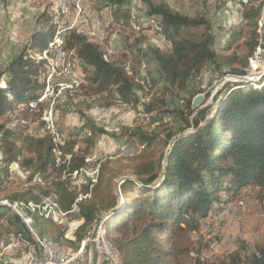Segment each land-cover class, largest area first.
<instances>
[{
    "label": "trees",
    "instance_id": "obj_1",
    "mask_svg": "<svg viewBox=\"0 0 264 264\" xmlns=\"http://www.w3.org/2000/svg\"><path fill=\"white\" fill-rule=\"evenodd\" d=\"M99 1L112 8L113 17L127 12L124 6L128 0ZM145 3L146 24L169 44L165 50L158 47L151 50L161 78L141 73L130 63L126 67L119 59H108L99 43L74 31H69L63 41L61 67L69 66L70 61L73 63L75 59L70 56H74L84 67L83 79L94 93L106 91L128 106L139 105L141 93L145 94L146 88L154 89L162 80L163 96L178 92L189 94L185 100L189 113L194 110L192 99L199 92L192 81L206 66L211 65L217 72L227 67L229 70L224 68L223 73H246L248 58L259 46L256 19L260 6L243 5V22L230 30L217 51L213 46V25L204 14H181L170 9L164 1L145 0ZM52 19L53 16L44 10L36 20L41 26L28 36L20 52L5 68L0 69V193L7 189L11 166H19L26 183L5 194L3 199L30 218L39 235L50 236L59 244L74 249L72 244L77 242L79 246L87 239L95 219L114 206V180L120 175L128 176L118 180L117 189L122 194L120 209L104 221L106 234L118 248L121 261L124 264H187L183 256L189 254L188 246L176 248L172 241L199 231L201 220L238 198L244 189L257 188L259 197L264 192V78L257 87L251 83H237V88L217 101L212 116L206 120L210 107L199 109L192 122L183 118L187 127L193 126L192 130L180 128L167 133L164 169L158 182L151 187L146 186L156 180L160 170L159 158L154 152L158 134L145 131L139 125L126 128L121 134L122 144L131 147L122 151L123 156L129 154L126 162L117 167L112 160L98 158L99 162L103 161L93 165L95 183L91 192L83 197L87 180L76 181V178L88 161V152L96 136L103 130L91 120L83 121V130L76 135L80 133L78 137H81L87 133L82 141L84 146L73 151L77 139H70L68 132L59 126L65 142L47 133L34 134L27 128L28 124L20 123V118L32 115L30 103L51 87L48 76L54 71L51 49L56 29ZM241 38L247 50L244 55L235 51ZM230 50V54H223ZM237 63L244 68H234ZM43 66L45 71L39 78ZM81 82L74 87L79 88ZM44 101H47L45 105L54 103V100L43 99L39 102L40 108ZM159 101L163 103V99ZM154 105L151 100L143 110L149 111ZM55 115L58 125L57 111ZM15 118L17 125L8 127ZM134 147L137 151L131 154ZM1 200L0 240L2 235L6 237L2 239L14 236L29 254L34 249L32 238L19 216ZM57 214L64 220L58 219ZM69 215L79 221L67 239L64 222ZM113 231L116 232L114 236ZM94 261L98 263L96 256ZM193 264L236 263L233 258L230 262L213 263L197 256ZM250 264H264V247L252 255Z\"/></svg>",
    "mask_w": 264,
    "mask_h": 264
},
{
    "label": "rangeland",
    "instance_id": "obj_2",
    "mask_svg": "<svg viewBox=\"0 0 264 264\" xmlns=\"http://www.w3.org/2000/svg\"><path fill=\"white\" fill-rule=\"evenodd\" d=\"M69 1L70 8L72 9L74 0ZM150 1L155 3L164 1L170 9L181 14L190 16L204 14L213 25L215 36L213 46L217 51L223 45L230 30L240 24V22H243V5L246 7L249 4L260 6L256 19L259 46L256 48L253 56L248 58L247 70L243 75L223 73L224 68L227 71L229 70L227 67H223L221 71L217 72L211 65L206 66L198 78L192 81L195 89L199 91L197 94L202 95V100L195 108L191 105V108L194 109L191 113L188 112L185 104V100L189 97V94L178 92L177 94L167 93L163 96L162 80L159 81L154 89L149 90L146 88L145 94L144 92L141 93L139 105L135 106H128L120 102V100H115L113 95L106 91L94 93L83 79L84 67L81 62L71 55L70 59H75L72 63L68 57L70 61L69 68L60 66L53 73L52 84L45 94V100H49L48 102L54 100V103L50 102L47 105L54 106L55 104L59 128L66 130L70 139L76 138L79 147L84 146L82 141L87 134L85 133L81 137H78L80 133L76 135V132L83 130L81 129L83 121L86 119L91 120L96 126L100 127L103 131L96 136L95 143L90 148L88 156L92 153L94 156V153L99 152L101 158H105L103 160H112L117 167L124 164L126 162L125 157L129 155L123 156L125 154H122V151L114 154L116 148L122 145L123 137L121 134L126 128L139 125L145 131L156 132L158 134V145L155 146L154 152L156 157L159 158L161 167L163 160L161 157L166 153L168 148L165 144L166 134L177 132L180 128H185L183 131L193 129L192 125L186 126L183 118L187 117L192 122L196 116V112L204 107L211 108L207 111L205 120L211 117L214 109L217 107V101L226 92L237 88V83H242L237 82L235 79L253 75L252 64L255 67L253 69H257L256 71H259V73L254 78L257 80L250 83L254 87H257V83L264 78V76H261L264 73V54L262 55L264 48V0H247L242 4L241 0ZM55 2L56 0H0V69L5 68L10 60L20 52L28 36L41 26L40 22L43 17L40 18L39 23L36 20L44 10H47L49 15L53 16L52 20L55 23V27H57L59 15ZM83 3L85 16H92L97 13L103 17H113L112 8L103 6L99 0H83ZM124 8L127 9V12L118 13L113 17V23L105 29L102 38L98 31L94 32V36L87 38L99 43L108 59H119L126 67L130 63L133 68L140 70L141 73H148L161 78L162 74L151 50L153 47L165 50L169 44L161 34H158L154 28L146 24L145 20L148 15L145 0H128ZM248 30L250 29L247 27L246 32ZM231 51H226L223 54H230ZM235 51L240 53V55L247 53L246 47L243 44V38L237 43ZM67 54L69 56L71 53L68 52ZM44 68L43 66L39 70V78H41L42 73L45 71ZM234 68L242 70L244 67L237 63L234 65ZM66 69L71 70L70 75L74 78L77 76L81 78L82 82L79 88L76 89L74 87V84L77 83L75 80H66V85L61 86L60 83ZM160 99H163V103L159 101ZM151 100L156 105L151 107L149 111H144L143 107ZM46 102H43L41 108L44 107ZM41 108L39 107L38 110L32 112V115L27 117V119L20 118V123L22 125L28 124L27 128L29 129L39 127L43 122L41 120L43 119ZM180 112H182V115ZM39 114H41V119L39 118ZM17 122H15V125ZM8 126L12 127L10 124ZM133 149L130 152L131 154L137 151V148L134 147ZM96 161L99 162V159L96 157L87 161L80 177H77L76 181L87 180L88 176H93L92 170H94L93 165L97 163ZM11 167L6 184L7 189L5 192L0 193L1 201H5L10 205L9 201L3 199L5 198V194L17 189L18 185L26 184L24 183L25 175L19 166ZM93 172L95 173V171ZM121 178L122 175L114 180L116 188H118L117 179ZM117 192L122 197L120 190L117 189ZM263 194L264 192L259 197L257 188L244 189L238 198L226 205H221L219 209L209 213L201 220L199 231L188 233L185 239L172 241V246L176 248L188 246L187 250H189V254L183 256L187 264H193L197 256L201 260L213 263L220 261L230 262L233 258L236 264H250L252 255L257 253L261 247H264ZM228 205L232 206V209L229 210L230 212L228 211L220 215L217 219H207ZM13 208L11 209L13 210ZM71 231L72 229L67 232V239L71 237ZM111 234L114 236L116 232L113 231ZM2 237L6 238L4 235ZM83 241L79 246L76 244L77 242L72 244V247L80 250L82 246L88 244L86 240ZM24 247L23 244V247L16 253L0 254V264H19L18 260H28L26 258L28 251ZM94 257L95 255L93 254L92 264L95 262Z\"/></svg>",
    "mask_w": 264,
    "mask_h": 264
},
{
    "label": "bare ground",
    "instance_id": "obj_3",
    "mask_svg": "<svg viewBox=\"0 0 264 264\" xmlns=\"http://www.w3.org/2000/svg\"><path fill=\"white\" fill-rule=\"evenodd\" d=\"M246 1L247 0H241V4L245 3ZM55 3H56V7H57L56 10L58 11V15H59L57 27L55 29V41L58 40V34H61V43L59 45V54H58V61L57 62H56V58H55L54 54L51 52V56H52L51 61L54 65V71L57 70V68H59L63 64V61H64L63 41L65 40V36L67 35V33L69 31H74L76 33L84 34L86 37L94 36V32L98 31L100 37L102 38V36L104 35L103 33H104L105 29L108 28L113 23L112 17H110L109 15H108L109 17H103L102 15L96 13V15L94 14L92 16H85L86 14L84 13V9H83L84 8L83 7V5H84L83 0H74V4L72 6V9L70 8V1L69 0H62V3L60 0H56ZM62 5H64V6H62ZM253 65L254 64H252V67L255 68ZM66 67L69 68L67 64H66ZM253 68H252V71H254L253 75L246 76L247 78L254 79L255 76L257 75V73H259V71H256L257 69L254 70ZM54 71H53V73H54ZM53 73L50 75V78L48 80V81H50V84H52ZM70 73H71V70H69V69H66V71L64 72V75L62 77V81L60 83L62 87H63V85H66V83H65L66 80H70V81L75 80L77 83L81 82V80L78 76L76 78H74L72 75H70ZM261 76H264V73H262ZM45 94L46 93H44L42 96L33 100L30 103L29 110L31 112L38 110L39 102L41 100L45 99ZM41 109L43 111V119H41L42 117L40 119L43 120V122L39 127H34L33 129H31L32 132L34 134H37V135L47 133V134L51 135L52 137H54L56 140H59L61 142H65V140H66L65 135H64V133H61L59 131L58 125L56 124V121H55V116H56L55 112L57 111L56 108L54 106L44 105V107H42ZM15 122H17V119H13L9 124L12 125V127H13L15 125ZM55 134H60V139L58 137H56ZM77 148H78V145H76L74 147L73 151H76ZM95 157L100 158L101 157L100 153L99 152L94 153V156L92 153L90 156H87V159L89 161L91 158L94 159ZM93 171H95V168H94V170H92V175L95 174ZM81 173H82V171L79 173V175H81ZM119 180H121V179H119ZM117 181H118V179H117ZM117 181H116V184H117ZM115 188H116V185H115ZM116 190H117V188H116ZM5 203L7 204V202H5ZM8 206L14 207L12 204L11 205L8 204ZM229 208H230V205L225 206L223 208V210H220V211H225V212H222V214H224V213L228 212L227 210ZM13 210L19 216V211L16 208H13ZM20 213H21L22 218H25V221H23L22 219H20V220L24 224V226L27 230V234L32 238V240L34 242V249L32 251H30L28 254V257H30L31 252H38L39 240H38L37 235H34V233L32 231V230L36 231V229L33 227V223L31 221V219L28 218L27 216H25L21 211H20ZM102 214H103V212L97 217V218H99V220L96 223L94 228L92 225L91 232L89 233V236L94 235L95 230H97V232H102L103 239H97V247H104L106 244L109 247L112 255L119 256L118 248L112 243L110 237L106 234V230H105V226H104V221L106 219H105V217L102 216ZM222 214H220V215H222ZM56 216L58 217V219L64 220V217L61 214H57ZM97 218L95 219V221L97 220ZM207 219H211V217L210 218L208 217ZM72 223H74L73 215L67 216L65 219V222H64L66 232H68L67 231V225L72 224ZM39 236L42 240H44L47 243H50L51 245H53L55 248H57L60 251L71 252L72 255H80V253H81L82 248L80 250L70 249V248L65 247V246L59 244L58 242L54 241L50 236H43V235H39ZM9 240H10V238L2 239V243H9ZM86 241L88 242V237H87ZM22 247H23V243L20 240H17V242L14 243V247H11L10 245H1V240H0V254L16 253ZM93 254H95V256L97 257L98 262L102 263V251L101 250H93ZM119 260H120V264H124L121 261L120 256H119Z\"/></svg>",
    "mask_w": 264,
    "mask_h": 264
},
{
    "label": "built area",
    "instance_id": "obj_4",
    "mask_svg": "<svg viewBox=\"0 0 264 264\" xmlns=\"http://www.w3.org/2000/svg\"><path fill=\"white\" fill-rule=\"evenodd\" d=\"M62 3V0H60ZM64 6V5H62ZM84 6V5H83ZM61 43V34H58V40L53 42L52 50L51 52L54 54L56 58V62L58 61V54H59V45ZM50 77V76H48ZM45 90V89H44ZM56 137L60 139V134H55ZM131 147L121 145L116 148L115 153H120V151H125L126 149H129ZM107 154V153H105ZM28 172V171H25ZM95 183V175L94 176H88L87 179V185H85L87 188L85 189V192L83 193V197L86 196V193L91 192V188L93 187V184ZM17 208V207H14ZM232 206L227 210H231ZM19 211V217L23 221H25V218H22L20 210ZM225 211H219L215 212L214 215L211 216V219H217L220 217V214ZM79 221V218L75 221L77 223ZM67 225V231H70L74 227V224ZM34 235H37L39 240V247L38 252H31V256L28 257V260H18L19 264H89L90 261V251H89V244H91L92 253L93 250H101L102 251V263H95V264H120L119 256L112 255L109 247L105 244L104 247H97V239H103L102 232H97V230L94 231V235L88 236V244L86 246H82V250L80 255H72L71 252H63L55 248L50 243L45 242L42 240L39 236V234L32 230ZM17 242L14 236H10L9 243H2L1 239V245H10L11 247H14V243ZM88 248V249H87ZM88 251V252H87Z\"/></svg>",
    "mask_w": 264,
    "mask_h": 264
},
{
    "label": "water",
    "instance_id": "obj_5",
    "mask_svg": "<svg viewBox=\"0 0 264 264\" xmlns=\"http://www.w3.org/2000/svg\"><path fill=\"white\" fill-rule=\"evenodd\" d=\"M264 54V48H263V53L262 55ZM237 82H242V83H250L252 81H256L257 79H251V78H247V77H243V78H240V79H235ZM202 100V95L201 94H197L193 97L192 99V107L195 108L199 102ZM168 149V148H167ZM167 152V150H166ZM165 162H166V154L165 156L163 157V160H162V164H161V167H160V170H159V173H158V177L156 178V180L154 182H152L150 185L146 186V187H151L153 185H155L159 178L161 177L162 175V172H163V169H164V165H165ZM128 177V176H127ZM127 177H122V179H125ZM140 184V183H139ZM115 196H116V202L114 204L113 207L109 208L108 210L104 211L102 216L105 217V219L107 220L108 218H110L112 215H114L121 207V204H122V197L120 196V194L117 192L116 188H115ZM1 203L5 206H8V204H6L4 201H1ZM9 207V206H8ZM10 208V207H9ZM99 218H97V220L94 222L93 224V228L95 227L96 223L98 222ZM89 251H90V261H89V264H92L93 263V253H92V248H91V244H89Z\"/></svg>",
    "mask_w": 264,
    "mask_h": 264
},
{
    "label": "crops",
    "instance_id": "obj_6",
    "mask_svg": "<svg viewBox=\"0 0 264 264\" xmlns=\"http://www.w3.org/2000/svg\"><path fill=\"white\" fill-rule=\"evenodd\" d=\"M10 258H12V257H10ZM98 262V261H97ZM99 263V262H98Z\"/></svg>",
    "mask_w": 264,
    "mask_h": 264
}]
</instances>
